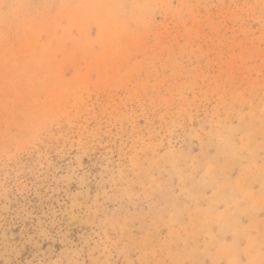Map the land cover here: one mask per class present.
I'll return each mask as SVG.
<instances>
[{"label": "rangeland", "instance_id": "1", "mask_svg": "<svg viewBox=\"0 0 264 264\" xmlns=\"http://www.w3.org/2000/svg\"><path fill=\"white\" fill-rule=\"evenodd\" d=\"M0 264H264V0H0Z\"/></svg>", "mask_w": 264, "mask_h": 264}]
</instances>
